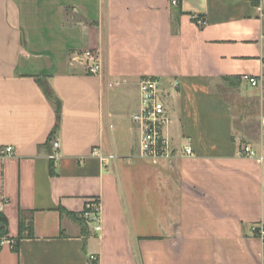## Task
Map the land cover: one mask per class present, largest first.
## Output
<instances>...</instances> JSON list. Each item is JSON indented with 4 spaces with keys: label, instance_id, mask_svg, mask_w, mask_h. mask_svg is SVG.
Masks as SVG:
<instances>
[{
    "label": "crops",
    "instance_id": "1",
    "mask_svg": "<svg viewBox=\"0 0 264 264\" xmlns=\"http://www.w3.org/2000/svg\"><path fill=\"white\" fill-rule=\"evenodd\" d=\"M177 1L0 0V209L18 241L0 264H264V0ZM144 77L169 93L170 158L140 154ZM225 77L257 98L254 135ZM94 198L100 233L82 218Z\"/></svg>",
    "mask_w": 264,
    "mask_h": 264
},
{
    "label": "built area",
    "instance_id": "2",
    "mask_svg": "<svg viewBox=\"0 0 264 264\" xmlns=\"http://www.w3.org/2000/svg\"><path fill=\"white\" fill-rule=\"evenodd\" d=\"M178 1L173 0L172 4L177 5ZM197 23L200 26H206L207 21L203 17H196ZM85 62L87 69L92 75H100L102 72V58L98 52L88 50L84 53L83 58L80 60ZM243 80L249 83L250 86H258L256 77L244 76ZM179 87L178 81L172 84L173 89ZM169 94L160 79L155 77H144L139 81V106L132 116V121L139 129V148L142 157L150 159L170 158L173 155L171 149V141L166 135V130L172 123L171 116L167 110L164 98ZM54 147H59V142L54 143ZM5 154H13V148L9 147L4 151ZM185 154L188 156L193 155V150L190 146L185 148ZM239 156L246 158H257V153L250 146H244ZM58 157V156H53ZM107 163L108 158L101 157ZM113 157H110L112 159ZM101 203L99 199H92L87 201L85 209L82 213V218L86 224L92 228L95 233H100L101 226ZM253 233L256 234L264 241V225L253 228ZM9 244L13 248L16 244L15 240L5 238L3 244ZM92 264L98 263V258L95 255L90 256Z\"/></svg>",
    "mask_w": 264,
    "mask_h": 264
},
{
    "label": "rangeland",
    "instance_id": "3",
    "mask_svg": "<svg viewBox=\"0 0 264 264\" xmlns=\"http://www.w3.org/2000/svg\"><path fill=\"white\" fill-rule=\"evenodd\" d=\"M222 91L235 110V124L240 133L253 134L256 131L258 100L249 89L240 85L221 83Z\"/></svg>",
    "mask_w": 264,
    "mask_h": 264
},
{
    "label": "trees",
    "instance_id": "4",
    "mask_svg": "<svg viewBox=\"0 0 264 264\" xmlns=\"http://www.w3.org/2000/svg\"><path fill=\"white\" fill-rule=\"evenodd\" d=\"M224 82L231 85V86H238L240 85V82L241 81H236L234 79H231V78H228V77H225L224 79ZM50 95V94H49ZM51 96V95H50ZM57 114L60 115V106L57 105ZM24 214L21 213V218H20V236L19 238H23L25 236V234L27 233L28 236H33V225H32V222H27L25 219H24ZM9 236V228H8V220H7V217L5 216V214L1 211L0 209V253H1V250H2V241L3 239L5 238H8ZM16 244L14 246V249L17 248V244H18V241H15Z\"/></svg>",
    "mask_w": 264,
    "mask_h": 264
}]
</instances>
